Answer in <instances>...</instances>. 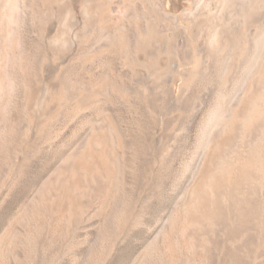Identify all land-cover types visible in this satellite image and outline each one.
<instances>
[{"label":"rangeland","instance_id":"rangeland-1","mask_svg":"<svg viewBox=\"0 0 264 264\" xmlns=\"http://www.w3.org/2000/svg\"><path fill=\"white\" fill-rule=\"evenodd\" d=\"M9 1L0 0L14 48L0 61V264H264V103L257 125L245 123L249 100L264 102V0ZM103 6L106 21L89 15ZM158 54L164 68L151 65ZM196 55L203 71L186 106L181 84ZM103 80L101 103L78 116L73 99L46 110L62 85L98 91ZM209 121L231 176L186 243L176 219ZM105 124L115 161L70 209L57 179Z\"/></svg>","mask_w":264,"mask_h":264},{"label":"bare ground","instance_id":"bare-ground-1","mask_svg":"<svg viewBox=\"0 0 264 264\" xmlns=\"http://www.w3.org/2000/svg\"><path fill=\"white\" fill-rule=\"evenodd\" d=\"M7 1L10 2L9 0H7ZM45 1H46L45 5L48 6V4L50 3L51 0H45ZM200 3H202V2H200ZM190 5H191V3H190ZM198 7H200V6H198ZM110 8L103 6V7L99 8L97 11L90 12L89 15H92L93 17L97 15L99 17V19L102 22H104V21H106L107 13H109L108 11ZM1 13H2V10H1ZM1 13H0V15H2ZM0 23H1V21H0ZM4 27L5 26L2 25V23H1L0 24V61L3 60V53H4V50H6V48L14 49L11 46H8V45H7L8 47L5 46L6 38L4 37V35L8 34V33H5L6 31H5ZM6 30H8V29H6ZM120 38H121V41L124 40V35L121 33H120ZM150 39L151 38H149V40ZM123 43H125V41ZM140 51H144V48L141 47ZM149 51H151V50H149ZM146 53L148 54L147 51H146ZM89 55H87V56H89ZM85 57H86V55H85ZM92 57H94V55ZM168 57H169V55H168ZM194 58H195V60L193 63V67L191 68V72L187 74L186 78L183 79L182 84H181V90H182L181 98L183 99V97H184L187 99V102L185 104L186 106H188L189 94H190V92H192L194 85L199 78V72H200L199 70L202 69V67H203V66L202 67L200 66L201 62L199 60V57L196 55ZM149 63H150V61H149ZM151 63H152L151 65H153V66H156L159 68H164L168 64V58L164 54H158L157 56H155L152 59ZM199 66L201 67L200 69H199ZM201 71H203V69ZM107 83H108V80H105V81L103 80V82L99 83V85H97L98 91H97V89H95L96 86L93 87L92 85H88L89 89L87 90V92L85 90L80 91V89H77L71 83L70 84L68 83V85H62V87L60 89H58V91L53 92V94L50 93L52 95H50V97L46 99V102L44 101L46 103V105H45L46 110L50 109L49 107H51L52 105L55 106V108L53 107L55 110H59L61 108L67 107L68 105H70V102L73 99L75 101V104L73 105L71 112H74L75 115H77V113H79L81 111V108L83 109L84 106H88V105L92 106L93 104L96 105V104L101 103V101L103 100L102 98L104 96L103 92H105L102 90L107 85ZM177 93H179V91ZM171 94H173V93H171ZM179 95H180V93H179ZM179 95H178V97H180ZM176 96H177V94H176ZM72 97H75V98H72ZM106 97H107V95H106ZM262 98H263V95H261V94L257 95L256 94L254 98L249 100V113L245 119L246 126L249 129H251L257 125L258 120L261 117L260 115L263 114L261 105L264 102L261 101ZM0 100L2 101L3 99H0ZM79 100L84 101V103L81 104V102ZM86 101H88V102H86ZM189 103H191V102H189ZM94 108H95V106H94ZM109 125H111V123ZM210 128H211V125H210V121H209L208 126L205 128L206 131L203 133V136H202V144H205L208 141V143L206 145V146H208V148H206V150H207L206 156L202 162V166L200 168V171L197 172L196 179L194 180L191 188L188 191L187 199L185 201V206L183 204V207H184L183 213L180 215L179 218L176 219L178 221H176L177 224L175 226L178 229L180 228V230L182 231L184 241H186V243L188 241L195 240L196 237H199V235L202 234L201 231H202V229H204L205 223H207V221H209L213 217L214 213L217 212L216 209H217L218 205L220 204L224 185H225L226 181L228 180V178H230V176H231V173H229L228 170L223 166V164L221 165L219 162V159H220L219 158L220 157L219 151L221 149V143L223 141V138L220 137V135H215L214 137L210 138L209 134H208V132H209L208 130ZM113 134L114 133H112L111 128L109 126H107L106 124H105V126H101L99 128V130L94 132V136H93L92 140L90 141L91 145L89 146V148L86 151H84L83 153H81V154L77 155L75 158H73L66 165L65 169L62 171L61 175L59 176V179H57L56 185L59 184V180L61 181V177H62V181H61V184H62L61 187L63 190L62 192L65 194V200L68 201L70 209L76 208V210H77V209H79V208L81 209L83 207L82 203H81L82 202L81 199L85 200V198H81V197L83 195L87 194V192L88 193L91 192L90 191L92 189L91 185H93V182H95L94 179L96 178L95 174L98 172H102V171H100V169H103V168L106 169L107 167H111L109 165L115 161V146H114ZM260 146H261V141H256L255 146H254V151H255L256 155H258L261 151ZM254 164H255V162H254ZM256 166H257V164H256ZM260 168H261V165H260ZM104 175H105V173H104ZM101 177H102V175H101ZM96 187H97V185H96ZM107 187H109V186H107ZM79 194H81V195H79ZM49 196L51 197V195H49ZM59 198H61V197L59 196ZM62 199L63 198H61V200Z\"/></svg>","mask_w":264,"mask_h":264}]
</instances>
